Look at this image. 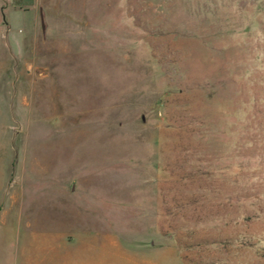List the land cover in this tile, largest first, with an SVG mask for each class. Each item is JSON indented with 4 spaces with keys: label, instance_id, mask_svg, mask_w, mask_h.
<instances>
[{
    "label": "rangeland",
    "instance_id": "374dc122",
    "mask_svg": "<svg viewBox=\"0 0 264 264\" xmlns=\"http://www.w3.org/2000/svg\"><path fill=\"white\" fill-rule=\"evenodd\" d=\"M33 232L43 264H264V0H0V264Z\"/></svg>",
    "mask_w": 264,
    "mask_h": 264
},
{
    "label": "crops",
    "instance_id": "0c3cea01",
    "mask_svg": "<svg viewBox=\"0 0 264 264\" xmlns=\"http://www.w3.org/2000/svg\"><path fill=\"white\" fill-rule=\"evenodd\" d=\"M12 200H13V193L11 191L6 192L5 193V201L7 205L5 208L6 216L10 215L13 206ZM47 235H48V239L46 240L43 236H47ZM60 240L61 239L59 234H54V233L44 234V232L43 233L33 232L31 236L24 234L22 235L21 242L19 243V246L16 250V256L22 259L23 264H43V260L45 259V256L52 255L54 258H56L57 252H55L56 249L55 245L58 246ZM59 253H61V250Z\"/></svg>",
    "mask_w": 264,
    "mask_h": 264
},
{
    "label": "water",
    "instance_id": "95a60500",
    "mask_svg": "<svg viewBox=\"0 0 264 264\" xmlns=\"http://www.w3.org/2000/svg\"><path fill=\"white\" fill-rule=\"evenodd\" d=\"M41 22H42V26H43L44 24H43V18H42V15H41Z\"/></svg>",
    "mask_w": 264,
    "mask_h": 264
}]
</instances>
